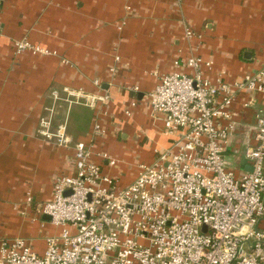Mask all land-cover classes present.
<instances>
[{
    "label": "crops",
    "instance_id": "1",
    "mask_svg": "<svg viewBox=\"0 0 264 264\" xmlns=\"http://www.w3.org/2000/svg\"><path fill=\"white\" fill-rule=\"evenodd\" d=\"M186 27L200 38L187 40ZM27 40L52 55L17 54L15 43ZM213 60L205 74L212 80L235 82L264 64V0H4L0 11V245L5 238L27 239L42 254L45 237L60 230L27 203L53 198L54 179L74 175V151L39 136L40 120L53 106L52 92L65 88L98 92L93 80L109 90L112 101L101 115L107 134L97 149L119 164L103 165L105 173L128 185L137 165L153 160V150L168 145L161 122L154 123L143 93L132 117H127L138 86L144 93L156 88L160 76L175 71L174 62L195 47ZM121 58L116 76L110 69ZM242 94L234 105L240 114L237 135L225 152L237 175L250 170L245 149L253 144L255 114L264 102L245 109ZM77 106L74 122L70 114ZM95 111L63 101L55 107V124L68 122L74 141H88ZM45 223V227L42 224Z\"/></svg>",
    "mask_w": 264,
    "mask_h": 264
},
{
    "label": "built area",
    "instance_id": "2",
    "mask_svg": "<svg viewBox=\"0 0 264 264\" xmlns=\"http://www.w3.org/2000/svg\"><path fill=\"white\" fill-rule=\"evenodd\" d=\"M3 4L0 0V11ZM185 35L200 38L188 27ZM15 46L17 54H56L27 40ZM198 49L178 58L175 71L160 76L154 90L127 88L135 97L125 115L132 117L143 93L153 122H161L168 138L166 147L153 150L152 162L137 165L128 185L94 159L112 168L119 164L97 149L107 134L101 115L112 101L109 90L95 79L96 93L52 92L54 104L40 120L39 136L73 150L76 173L54 179L51 200L38 203L28 196L27 203L60 231L45 237L42 254L25 238L3 239L0 264H264V104L255 114L253 144L245 149L250 170L239 176L225 158L237 135V100L251 96L245 109L257 103V95L264 102V64L235 82L223 71L212 80L205 69L214 62ZM114 59L113 77L121 65L120 56ZM61 101L96 112L88 141H74L67 121L55 124Z\"/></svg>",
    "mask_w": 264,
    "mask_h": 264
},
{
    "label": "rangeland",
    "instance_id": "3",
    "mask_svg": "<svg viewBox=\"0 0 264 264\" xmlns=\"http://www.w3.org/2000/svg\"><path fill=\"white\" fill-rule=\"evenodd\" d=\"M77 106H75L73 108V110L71 111V114H70V124L71 126L73 125V122H74V115L76 114L77 110H76Z\"/></svg>",
    "mask_w": 264,
    "mask_h": 264
},
{
    "label": "water",
    "instance_id": "4",
    "mask_svg": "<svg viewBox=\"0 0 264 264\" xmlns=\"http://www.w3.org/2000/svg\"><path fill=\"white\" fill-rule=\"evenodd\" d=\"M45 218L50 219L48 216H45Z\"/></svg>",
    "mask_w": 264,
    "mask_h": 264
}]
</instances>
